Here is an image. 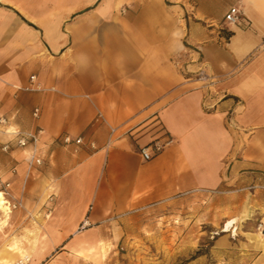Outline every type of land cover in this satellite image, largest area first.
Masks as SVG:
<instances>
[{
	"label": "crops",
	"instance_id": "crops-1",
	"mask_svg": "<svg viewBox=\"0 0 264 264\" xmlns=\"http://www.w3.org/2000/svg\"><path fill=\"white\" fill-rule=\"evenodd\" d=\"M1 116L0 176L53 197V236L202 192L264 222V0H0ZM38 128L28 173L14 133Z\"/></svg>",
	"mask_w": 264,
	"mask_h": 264
},
{
	"label": "rangeland",
	"instance_id": "rangeland-1",
	"mask_svg": "<svg viewBox=\"0 0 264 264\" xmlns=\"http://www.w3.org/2000/svg\"><path fill=\"white\" fill-rule=\"evenodd\" d=\"M0 153H5L1 147ZM40 190L38 182L27 196L34 204L23 206L10 193V184L4 197L17 205L0 229V264L23 255L30 264H261L264 222L247 218L243 209L225 231L234 216L225 210L234 209L235 200L217 192L188 194L95 225L82 221L71 235L58 237L51 235L50 212L40 219V202L43 208L53 203Z\"/></svg>",
	"mask_w": 264,
	"mask_h": 264
},
{
	"label": "built area",
	"instance_id": "built-area-1",
	"mask_svg": "<svg viewBox=\"0 0 264 264\" xmlns=\"http://www.w3.org/2000/svg\"><path fill=\"white\" fill-rule=\"evenodd\" d=\"M242 13L238 8H231L228 13L224 17V21L228 26H234L237 25L241 19ZM34 80V77L30 79L32 82ZM27 91L28 89L25 88ZM32 117L35 120L39 119V109H34L32 112ZM8 119L1 116L0 117V134H6L7 133V127H8ZM44 134V131L40 128L33 132H15V146L18 149L25 150L30 143L32 145L31 151L28 153L27 158V172L29 173L33 168L39 167L42 164V158L39 156V139ZM62 142L64 145H68L71 143V140L68 137H65L62 139ZM83 143L82 138H78L75 140L76 145H80ZM171 143V140H167L165 142L160 141H154L144 147H141L139 149V155L143 161H150L152 158H154L157 154L161 152V150L168 146ZM91 148H94V145H90ZM9 145L5 144L1 147L2 152H8ZM10 188V183L4 182L1 179L0 176V192H2L5 195H7V191ZM264 189V187H262ZM256 187H250L247 188V190H254ZM10 209H15L17 203L10 204ZM84 225V223H83ZM262 225H260V228ZM10 264H30V258L27 255L21 256L20 258L16 259Z\"/></svg>",
	"mask_w": 264,
	"mask_h": 264
},
{
	"label": "bare ground",
	"instance_id": "bare-ground-1",
	"mask_svg": "<svg viewBox=\"0 0 264 264\" xmlns=\"http://www.w3.org/2000/svg\"><path fill=\"white\" fill-rule=\"evenodd\" d=\"M10 213H11V209H10V205L9 202L6 200V198L4 197V194L2 192H0V229L4 226H7V222L10 219ZM87 221V220H86ZM235 221H228L225 225V231H228L232 225L234 224ZM84 226H87L88 223L87 222H83ZM24 256V255H23Z\"/></svg>",
	"mask_w": 264,
	"mask_h": 264
}]
</instances>
